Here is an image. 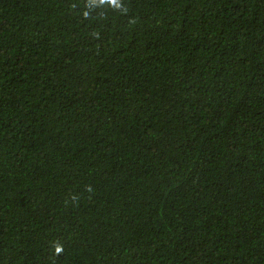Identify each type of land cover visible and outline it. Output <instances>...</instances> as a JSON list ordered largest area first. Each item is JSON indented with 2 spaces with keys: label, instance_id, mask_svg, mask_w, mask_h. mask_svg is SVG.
<instances>
[{
  "label": "trees",
  "instance_id": "trees-1",
  "mask_svg": "<svg viewBox=\"0 0 264 264\" xmlns=\"http://www.w3.org/2000/svg\"><path fill=\"white\" fill-rule=\"evenodd\" d=\"M0 264H264V0H0Z\"/></svg>",
  "mask_w": 264,
  "mask_h": 264
},
{
  "label": "clouds",
  "instance_id": "clouds-1",
  "mask_svg": "<svg viewBox=\"0 0 264 264\" xmlns=\"http://www.w3.org/2000/svg\"><path fill=\"white\" fill-rule=\"evenodd\" d=\"M113 2H115V0H113ZM61 249H57V251H60Z\"/></svg>",
  "mask_w": 264,
  "mask_h": 264
}]
</instances>
